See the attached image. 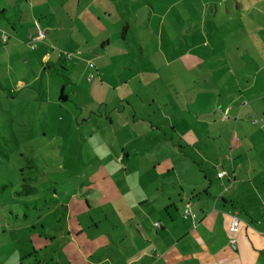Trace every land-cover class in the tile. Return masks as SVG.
<instances>
[{"label":"crops","instance_id":"crops-1","mask_svg":"<svg viewBox=\"0 0 264 264\" xmlns=\"http://www.w3.org/2000/svg\"><path fill=\"white\" fill-rule=\"evenodd\" d=\"M224 1L218 8L205 0H0V98L12 93L11 82L17 93L33 84L17 78L20 64H34L35 81L57 65L90 64L92 87L111 79L107 64L145 71L149 58L181 67L190 54L189 71L197 64L209 71L204 83L189 81L207 110L188 116L161 104L166 119L150 124V104L108 115L119 99L97 98V189L68 193L51 207H12L0 264H264V0ZM168 77V86L181 81ZM180 94L169 86L163 95ZM33 95L41 102L43 92ZM80 97L63 86L58 101Z\"/></svg>","mask_w":264,"mask_h":264},{"label":"rangeland","instance_id":"rangeland-1","mask_svg":"<svg viewBox=\"0 0 264 264\" xmlns=\"http://www.w3.org/2000/svg\"><path fill=\"white\" fill-rule=\"evenodd\" d=\"M206 1L217 5L218 8H224L226 5H224L226 3L224 0ZM198 7V17L200 18L202 10L199 2ZM182 39L181 49L184 54L187 52L186 38ZM198 40L199 45L204 44L201 41L202 34ZM189 55L178 61L177 64H180L181 67L162 64L163 58H161L162 60L156 59V64H152V58H149L148 64H143L145 71L138 70L137 66L132 64H128L129 69L122 68L121 64H107L110 78H114L116 82L111 81L112 83L109 84L111 79H107V84L103 86L101 85L102 81L96 79L94 82L96 85L93 87L88 78L93 77L95 69L91 66L89 69L90 64H79V68L66 71L61 65H57L56 68L46 71L47 76L36 81L32 75L35 69L34 64L18 65L17 72L22 76L18 75L17 78L27 76L33 81V84L24 92L17 93L16 86L11 82L8 89L12 93L7 94L6 99L0 98V234L4 226L8 225L7 222H12L9 224L15 222L14 217L12 218V207L16 212L20 208L27 211L29 208L43 207L46 206V203L51 207L58 205L56 203L65 199V195L68 193L88 192L97 189L96 126L97 109H99L97 98H100L105 104V100L109 101L113 96H117L119 99L117 103L120 105L119 108L109 107L108 115L111 114V111L118 112L123 109L141 112L142 104L144 106L150 104L148 112L153 114L152 118H148L150 124L159 119H166L161 117V104L167 105L166 111L181 108L187 116L189 110L204 109L206 111L208 103L206 96L201 98L193 96V88L189 81L193 78H201L198 82L204 83L209 71L204 64H197V72L189 71L188 68L191 65ZM176 56L178 53L175 54ZM93 65L101 67L103 64ZM3 74H6V68L2 66L0 78ZM174 74L181 78V81H176L180 85L170 84L169 86L173 87L178 94L183 92L182 95L180 94L179 100L177 98L176 100L168 99L163 95L169 89V82H166L170 79L168 76ZM100 75L101 78L107 77V70L103 68ZM132 76L138 78L128 84L127 81H130L128 79H131ZM63 86L66 87V93L69 95L79 93L80 99L78 101L71 99L68 103H60L58 97ZM40 92H43L41 102L30 100V96ZM136 93H142L146 99L150 100L142 101V97L138 100L133 96ZM102 109L104 113L107 108ZM122 116L123 114H121ZM193 118H195L193 115L189 116L187 122H183V126L186 127V124L193 121ZM29 159L37 162L36 170H31L28 167ZM24 167H26L25 176L33 179L31 183L41 189L40 194L23 197L16 195V191L21 190V185L24 183L21 174V168ZM4 184L9 188L2 191ZM5 212L9 219H4ZM54 221L53 218H50L45 220L44 224L49 225ZM6 239L11 240L10 236L8 238V234Z\"/></svg>","mask_w":264,"mask_h":264},{"label":"trees","instance_id":"trees-1","mask_svg":"<svg viewBox=\"0 0 264 264\" xmlns=\"http://www.w3.org/2000/svg\"><path fill=\"white\" fill-rule=\"evenodd\" d=\"M61 99H63V96L61 97ZM31 170L33 169H37L38 165H36L35 161L33 159H29V166H28ZM26 167L21 168V174H22V180H23V184L21 185V190H17L16 191V195L19 197H23V196H35L40 194L41 189L39 187H36L34 185H32L31 181L33 180L31 177H26L25 173H26ZM32 172V171H31ZM6 188H9L8 185L4 184V186H2V191Z\"/></svg>","mask_w":264,"mask_h":264},{"label":"built area","instance_id":"built-area-1","mask_svg":"<svg viewBox=\"0 0 264 264\" xmlns=\"http://www.w3.org/2000/svg\"><path fill=\"white\" fill-rule=\"evenodd\" d=\"M45 36H46L45 32L40 31V33H39V38L43 39V38H45ZM91 66H93V64H91ZM226 174H227V171H223V172L220 173V177H223V176L226 175ZM187 212H188V210H187ZM239 225H240V219H239V217L236 215V216H234V218H233V222H232V225H231V231H232V233H233V236H232L231 239H230V243H231V245H232L234 248L237 247V242H238V240H237V236H236V234H237V232L239 231ZM157 226H159V224H157Z\"/></svg>","mask_w":264,"mask_h":264}]
</instances>
